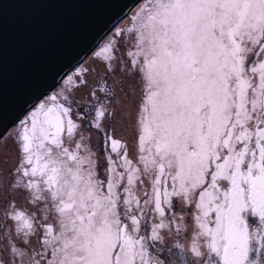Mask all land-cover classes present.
<instances>
[{"label":"snow or ice","instance_id":"obj_1","mask_svg":"<svg viewBox=\"0 0 264 264\" xmlns=\"http://www.w3.org/2000/svg\"><path fill=\"white\" fill-rule=\"evenodd\" d=\"M95 57L10 138L0 264H264V0H143Z\"/></svg>","mask_w":264,"mask_h":264},{"label":"water","instance_id":"obj_2","mask_svg":"<svg viewBox=\"0 0 264 264\" xmlns=\"http://www.w3.org/2000/svg\"><path fill=\"white\" fill-rule=\"evenodd\" d=\"M140 0H0V135L99 45Z\"/></svg>","mask_w":264,"mask_h":264},{"label":"rangeland","instance_id":"obj_3","mask_svg":"<svg viewBox=\"0 0 264 264\" xmlns=\"http://www.w3.org/2000/svg\"><path fill=\"white\" fill-rule=\"evenodd\" d=\"M143 2V0H140L136 6L133 7V9L129 12L128 15H126V17L109 33L106 35V37H104V39L99 43V45L84 59V61L78 65V67H76L73 71H71L67 76H65L53 89L52 91L45 96L44 98H42L39 102L46 100L50 95H55L58 92L61 91L62 86L64 84V81L66 80V78L69 75H75V73L77 71H79L81 68H91L93 71L90 74L89 77V83L90 85H92L93 83L95 84H99L102 82L103 79V67H104V63H103V58L101 59H97L95 57V52L98 51L102 46L105 45V43L112 38L115 33L117 32L118 29L120 28H125L130 21V18L136 13L139 5ZM119 54V53H118ZM100 69V74L97 75L96 69ZM120 76H117V79H119ZM110 83H112V81H110ZM117 96L118 98H123V94L120 93L119 89H117ZM38 102V103H39ZM37 103V104H38ZM35 104L31 109H29L27 111V113H25L21 119L18 121L17 124L13 125L12 127H10L4 134V138L5 140L9 141V145L10 147L6 150L0 151V160H3L4 163V167L5 169L8 167H11L15 162H16V152H15V148L14 146H11V139L10 138H14L17 135V131H18V125L20 123V121L22 119H24L27 114L37 105ZM134 106V101L133 100H129L128 101V107L130 109H132ZM116 130H117V135L123 136L124 138L128 139L129 142H131V138H132V127H131V121L128 122V124L122 129L121 125L118 123L116 125ZM96 137L95 135H93V143L95 144L96 142ZM2 143V142H0ZM103 163V162H101ZM250 220H252L253 222L255 221V217H250ZM180 240L182 242H186L184 241L183 237H180ZM172 244V239L171 237H169L167 243L165 245H162L160 247L163 248V251L160 253L161 258L165 259V260H171L173 258H179V254H178V250H176L175 248H172V255L170 256L168 253V248L171 247Z\"/></svg>","mask_w":264,"mask_h":264}]
</instances>
